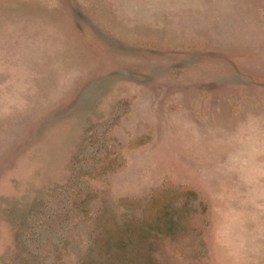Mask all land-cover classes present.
<instances>
[{"label":"rangeland","instance_id":"1","mask_svg":"<svg viewBox=\"0 0 264 264\" xmlns=\"http://www.w3.org/2000/svg\"><path fill=\"white\" fill-rule=\"evenodd\" d=\"M112 250L264 264V0H0V264Z\"/></svg>","mask_w":264,"mask_h":264},{"label":"trees","instance_id":"2","mask_svg":"<svg viewBox=\"0 0 264 264\" xmlns=\"http://www.w3.org/2000/svg\"><path fill=\"white\" fill-rule=\"evenodd\" d=\"M108 248L105 251H103L104 255L109 252ZM112 251H113L112 258L110 260H106V259L99 257L95 261H88V263H86V262L84 263L82 260H79L78 262H79V264H123L122 259L119 260V251L118 252H117V250H112ZM104 258H105V256H104ZM78 262H77V264H78Z\"/></svg>","mask_w":264,"mask_h":264}]
</instances>
